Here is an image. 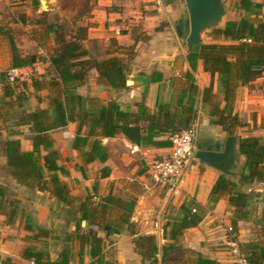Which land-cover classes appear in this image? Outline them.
<instances>
[{
    "label": "trees",
    "instance_id": "trees-1",
    "mask_svg": "<svg viewBox=\"0 0 264 264\" xmlns=\"http://www.w3.org/2000/svg\"><path fill=\"white\" fill-rule=\"evenodd\" d=\"M233 1H236V7L245 11L248 16L240 21H230L224 29H216L211 33L216 40L223 38L228 43L202 44L188 55L193 71H196L198 62L201 61L205 72L218 76L222 99L215 93L213 86H210L203 91V103L212 124L222 127L228 137L236 136L239 128L247 126L235 112L239 87H250L253 81L264 74V20L257 18L261 14L262 5L253 0ZM36 2L39 4L38 0ZM42 16L47 18L48 14L44 13ZM41 24L46 25L45 31L48 35H54L55 49L48 62L57 77L51 81L32 79L30 82L12 84L7 80V72L0 73V84L3 85L4 92L0 98V132L7 128L28 127L30 133L25 138L33 144L32 151H24L19 139L9 138L24 134L7 132L8 139L4 140L3 149L8 174L20 186L35 192L50 193L59 204L77 208V239L83 249L89 247L93 264H107L104 259V240L92 229L81 234V224L87 222L91 228L100 227L108 237L121 235L125 230L136 235L135 224L130 220L137 199L125 200L110 194L103 197L100 203H95L91 195L84 198L72 196L68 186L60 180L59 175H67L68 171L58 163L61 154L55 149L51 133L70 124H77L78 132L73 149L79 153L83 165L94 162L105 164L110 158V153L103 143L104 139L123 135L139 147L169 148L172 144L171 136L194 127L193 109L189 107L184 112L178 109L180 105L159 102L155 113H151L145 106H141L138 113H129L122 111L115 99H110L104 104L99 98L78 94L76 89L88 82L93 70L99 75V83L108 86L110 90H129L128 75L136 57V44L143 33L134 39L132 46H120L117 41H113V49L109 54L121 55L99 61L90 57L84 44L88 38V26L78 27L74 33L66 23L60 21L47 23L44 20ZM135 32H139V29ZM10 41L14 56L13 67H31L40 59L35 55L20 56L12 36ZM151 80L161 81L162 74L157 78L154 74ZM192 80L194 82L193 78ZM19 86L23 89L16 94ZM30 90L37 95L44 90H50V105L30 110L27 107ZM191 91L196 92L198 88L194 85ZM222 102L224 107H221ZM83 128L88 129L86 135L82 134ZM164 134H169V139L159 140ZM198 147L202 149L203 146L199 143ZM240 151L246 156L247 164L245 170L239 174L238 182L221 174L211 199L212 202H218L227 198L233 208L230 240H236L239 222L249 221L253 200L261 196L260 191L250 189L246 192L244 189L256 183H264V142L258 138L241 139ZM110 175V168L102 169V178ZM6 191L0 186V211H3L7 223L13 225L18 219L19 208L17 202L11 203L6 211ZM181 210L182 218L171 226L169 243L159 247L153 236H140L134 241L144 263L166 264L180 251L184 252L179 243L184 231L199 226L203 216L197 208L187 203L182 205ZM113 211L117 213V219L110 220ZM255 224L261 225L264 232V212ZM25 229L28 232H37L29 237L32 244L52 238L50 229L36 228L30 216H27ZM67 240L69 238H66ZM243 248L246 249L248 264H264V248L260 243L251 242ZM190 256V261L181 264H220L194 251L190 252ZM23 258L34 264H71L72 261L67 249L52 259L48 249H38L35 245L24 251Z\"/></svg>",
    "mask_w": 264,
    "mask_h": 264
},
{
    "label": "crops",
    "instance_id": "crops-1",
    "mask_svg": "<svg viewBox=\"0 0 264 264\" xmlns=\"http://www.w3.org/2000/svg\"><path fill=\"white\" fill-rule=\"evenodd\" d=\"M229 1L236 6V1ZM253 1L262 5L261 14L257 18L264 20V0ZM39 4L36 0H32L34 9ZM234 10L243 17L248 16L245 11L237 7ZM187 13L184 0L183 2L181 0H96V7L85 24L89 27L85 42L88 50L91 41L101 43L117 41L118 45L128 47L134 44L136 37L142 33L143 35L136 44V57L128 75L129 90H110L108 86L99 83V75L93 70L88 82L77 88L76 92L84 97L99 98L104 104L110 99H115L119 102L121 110L129 113H138L141 106L155 113L159 102L180 105L178 109L184 112L191 107L193 126L198 129L196 152L223 151L228 135L222 127L212 124L203 103V91L210 86H213L215 93L222 99L218 76L205 72L201 61L198 62L196 71L191 68L188 60L190 53L184 43V35L189 31ZM1 18L0 16V20ZM1 25L0 21V35H6ZM136 29L140 32L136 33ZM10 36L13 37V34ZM4 50L6 56L9 53L8 60L10 59L13 66L12 48L10 51L4 47ZM110 57L114 55L110 54ZM3 58L0 52V73L3 65L9 64L7 57ZM39 61L40 59L27 69L34 66L40 68L42 65L44 67L45 64ZM160 73L162 80L151 82V77L155 74L157 78ZM194 85L198 88L196 92L191 91ZM221 107H224L223 102ZM235 112L247 125L239 128L236 136L241 139L258 138L264 141V74L253 81L250 87H239ZM77 132L78 125L70 124L51 133L55 149L61 154L58 163L68 171L67 175H59L60 180L68 186L72 196L80 198L92 194L98 200L99 197L111 193L115 195L120 189L131 193L130 186L137 183L139 192L136 194L132 192L137 199L132 220L141 228V234L155 236L160 247L170 242L171 226L182 218V205L186 203L192 205L203 216V221L199 226L184 231L182 243L185 248L220 264H234L231 260L233 256L226 247L230 240L229 229L232 227L233 208L227 198H222L218 202L211 201L220 172L193 160L186 175L177 184L156 186L148 175L147 166L154 159L166 157L170 147H139L123 135H119L103 140L110 153V158L105 164L94 162L83 165L79 153L73 149ZM87 133L88 129L83 128L82 134ZM169 137V134H164L158 139L167 140ZM16 139L21 141L24 151L33 150L30 140L22 137ZM199 143L203 146L202 149H199ZM105 167L111 169V175L102 178V169ZM235 181L238 182V178H235ZM13 185L19 192L28 189L20 186L16 181ZM250 189L260 191L261 196L253 200L249 221L239 222L236 241L241 246L256 240L253 222L261 218L264 212V183H256L244 190L248 192ZM19 200H24V197ZM25 204V207L19 210V219L13 225L7 223L3 214L0 215V264H34L23 258L24 251L29 247V237L37 233L25 229L27 216L31 217L36 228L62 229L63 232L66 228L64 225L70 221L68 232L71 234L76 230V209L64 203L59 204L50 193L36 192L35 198L26 197ZM73 217L75 222L72 220ZM83 224L86 223L82 222ZM62 234L66 232L41 241L40 244L45 245L42 248L49 251L54 248L59 250L61 245L68 243ZM99 237L104 238L108 244L117 242L114 243L115 245L127 240L130 242L129 249L125 250V246H121L124 255H127L132 262L136 261L135 264H142L141 256L135 252V246L130 239H125V234L107 237L101 232ZM38 244L34 245L38 246ZM260 245L264 248V236L261 230ZM86 254L84 264H91L93 259L88 251ZM71 264H81V262L74 263L72 260Z\"/></svg>",
    "mask_w": 264,
    "mask_h": 264
},
{
    "label": "rangeland",
    "instance_id": "rangeland-1",
    "mask_svg": "<svg viewBox=\"0 0 264 264\" xmlns=\"http://www.w3.org/2000/svg\"><path fill=\"white\" fill-rule=\"evenodd\" d=\"M44 1V4L42 3ZM183 2V0H181ZM229 1V0H227ZM185 2V1H184ZM39 6L36 7L35 9L32 7V0H0V16L1 18V23L2 27L6 31V35H0V52L2 58L7 57L6 60H8V54L7 56L5 54L4 47L9 49L11 51V41H10V35L13 34V37L15 39V43L19 49L20 55H25V56H37L40 58V63L45 64L38 68V67H33V68H28V72L30 73V77L28 78L29 82L32 79H38L42 80L45 79L46 81H51L52 79H55L57 77L56 73L54 72L53 68L48 60L50 59L52 53L54 52L55 49V43H54V35H48L45 31L46 25L41 24V22L47 21V23H53L56 21H60L63 23H66L67 26H69L70 30H72L74 33L78 27H86V23L88 22V17L91 15L93 10L96 7V0H39ZM46 13L48 14L47 18H44L42 15ZM188 14V13H187ZM189 16V15H187ZM247 17V15H246ZM242 15L239 14L237 10H232L229 15L228 19H235L237 21H240L243 18ZM140 32V31H139ZM212 32H209L203 39V44H211V43H228L225 41L223 38L220 40H216L212 35ZM189 35V31L185 33L184 35V43L186 45V39ZM86 42V41H85ZM112 42H97V41H91L89 42V54L90 57L93 59H97L99 61L106 60L109 58V51L113 49L111 47ZM85 44V43H84ZM86 46V45H85ZM13 53V52H12ZM128 53V52H125ZM115 56H120L121 54L119 53H114L112 54ZM3 58V59H4ZM10 60V59H9ZM8 60V61H9ZM43 61V62H42ZM12 63L3 65L2 67V72H8L12 68ZM1 72V73H2ZM23 89V87L19 86V88L16 89V94L19 93V90ZM30 101L28 102L27 107L30 110H34L36 107L40 106L42 108L48 107L51 102L50 98V90H44L40 94H36L32 92L33 90H30ZM3 85L0 84V98L3 95ZM47 93V94H46ZM41 99V100H39ZM9 131V132H8ZM238 131V130H237ZM3 135V140L8 139V133H13V132H19L24 134L23 136H17V137H22L25 138L26 135L30 133V130L28 127H19V128H7L3 129L1 131ZM8 132V133H7ZM9 138H16L15 136H10ZM264 142V141H263ZM66 158V157H65ZM63 158V159H65ZM66 159H69L68 157ZM94 173L96 170H92ZM97 174V173H96ZM240 174V173H239ZM15 180L11 178V176L8 174L7 170V159L6 155L4 152V149L2 148L0 150V186L4 187L7 191V195L5 197V206H6V211L9 210V207L11 203H16L18 205L19 210H21L23 207H25V199L26 197H30V199L36 197V192L34 190H25V192H19L18 188L13 185ZM130 188L132 189V192L136 194V192H139V185L135 183L134 185H131ZM71 192V191H70ZM132 192L128 191H123L122 189L118 190V192L115 194V196L122 198V199H131V198H136L135 195L132 194ZM97 194V191H96ZM112 194V193H111ZM94 197L92 194H88ZM114 195V194H113ZM87 195L82 196L81 198L86 197ZM24 200H19V198H23ZM105 197V196H103ZM103 197L93 198V201L95 203H100L103 199ZM96 199V200H95ZM4 209V210H5ZM77 209V208H75ZM135 210V209H134ZM113 213L110 216V220H115L117 219V213ZM3 214V211H0V215ZM76 214V212H75ZM134 214V212H133ZM132 214L131 217V222L135 224V231L137 232L136 235L127 232V230L123 231V234H125L126 238H129L130 241L134 244L135 246V252L138 253L137 246L135 244V240L140 237V236H151L152 234H141V228L138 227V224L133 222V217L134 215ZM76 219H78V214L75 215ZM74 218V219H73ZM72 220L75 222V217H73ZM19 219V217H18ZM257 220H255L254 223V232L256 236V240L254 243H260V225L255 224ZM86 224H81L82 230L80 231L81 234L83 233H88L91 229L93 230L94 233H96L99 236V233L104 232L100 227H89L87 222ZM66 228L63 229V232L66 234H62L63 237L69 238L67 240L65 245H61L59 247L60 249L58 250L57 248H54L50 250L51 253V258L55 259L62 250L67 249L71 255V259L75 263L81 262V264H84L85 262V256L86 251L89 252V247H83L81 246L79 240L77 239L78 234L76 233V230H74L71 234L68 232V228L70 226V221L67 222L64 225ZM50 229L51 235H59L62 232V229H54V228H47ZM105 233V232H104ZM77 234V235H76ZM106 234V233H105ZM261 234H264L263 230H261ZM65 235V236H64ZM107 236V235H106ZM254 236V237H255ZM264 236V235H263ZM108 237V236H107ZM155 237V236H153ZM156 238V237H155ZM183 238V237H182ZM105 240L104 238H102ZM237 239V238H236ZM183 239L181 240V250L184 252H181L179 254H176L166 262V264H181V263H187L190 261L191 256L190 252L193 251L191 249L185 248L184 244L182 243ZM230 241V240H229ZM36 242V241H35ZM41 241H39L36 244V246L39 249H44L42 248L45 246L44 244H40ZM105 242V241H104ZM156 242L158 243L160 247V243L158 239L156 238ZM237 242V241H236ZM117 242H110L109 244L105 242V249H104V259L107 264H135L136 261L132 262L127 255H124L125 253L123 252L124 249L121 248V246H125V250L128 248L129 249V244L127 240H125L124 243L115 245ZM178 243V244H179ZM29 246L34 245L32 244L31 240L28 242ZM112 245V246H111ZM114 245V246H113ZM230 252V249L228 246H226ZM240 247V252L242 255L245 256L246 249L243 248L239 244ZM107 248V250H106ZM87 249V250H86ZM122 253L121 255L119 253ZM139 254V253H138ZM140 255V254H139ZM120 256V259L118 257ZM141 256V255H140ZM142 258V256H141ZM175 259V260H173ZM234 261V264H239L237 263L236 257H233L231 259ZM147 264V262H145ZM144 260L142 258V264H145ZM93 264V261L91 262ZM97 264V263H96ZM161 264V263H160Z\"/></svg>",
    "mask_w": 264,
    "mask_h": 264
},
{
    "label": "water",
    "instance_id": "water-1",
    "mask_svg": "<svg viewBox=\"0 0 264 264\" xmlns=\"http://www.w3.org/2000/svg\"><path fill=\"white\" fill-rule=\"evenodd\" d=\"M184 1L189 15V35L185 48L188 53H193L203 44V39L209 32L224 29L227 23L232 21L228 19V15L236 6L227 0ZM42 3L45 6L44 1ZM3 135L0 132V138ZM240 141L241 138L238 136L228 137L223 151L198 150L194 155V160L221 174L234 179L238 178L239 173L245 170L247 164L246 156L240 151Z\"/></svg>",
    "mask_w": 264,
    "mask_h": 264
},
{
    "label": "built area",
    "instance_id": "built-area-1",
    "mask_svg": "<svg viewBox=\"0 0 264 264\" xmlns=\"http://www.w3.org/2000/svg\"><path fill=\"white\" fill-rule=\"evenodd\" d=\"M30 73L27 68H11L7 72V80L16 84L18 82L28 81ZM198 129L193 127L177 133L170 137L171 147L168 155L161 159H154L147 166V172L154 185L167 186L175 185L186 175L191 161L197 150ZM96 200V199H95ZM232 228L229 229V232ZM230 253L236 257L237 263L248 264L244 255L240 252L239 244L236 240H230L227 243Z\"/></svg>",
    "mask_w": 264,
    "mask_h": 264
},
{
    "label": "flooded vegetation",
    "instance_id": "flooded-vegetation-1",
    "mask_svg": "<svg viewBox=\"0 0 264 264\" xmlns=\"http://www.w3.org/2000/svg\"><path fill=\"white\" fill-rule=\"evenodd\" d=\"M0 142H1V146H0V150H1L3 148V142H4L3 137L0 138Z\"/></svg>",
    "mask_w": 264,
    "mask_h": 264
}]
</instances>
